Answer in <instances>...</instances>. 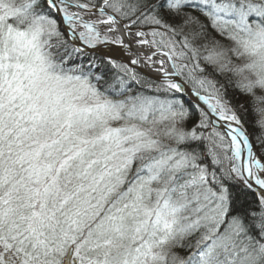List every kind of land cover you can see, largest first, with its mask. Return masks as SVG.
Masks as SVG:
<instances>
[{"label":"snow or ice","instance_id":"6c2138e0","mask_svg":"<svg viewBox=\"0 0 264 264\" xmlns=\"http://www.w3.org/2000/svg\"><path fill=\"white\" fill-rule=\"evenodd\" d=\"M0 264H264V0H0Z\"/></svg>","mask_w":264,"mask_h":264}]
</instances>
